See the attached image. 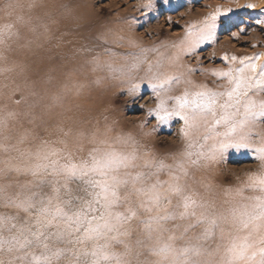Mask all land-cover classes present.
Returning <instances> with one entry per match:
<instances>
[{
	"label": "snow or ice",
	"instance_id": "1",
	"mask_svg": "<svg viewBox=\"0 0 264 264\" xmlns=\"http://www.w3.org/2000/svg\"><path fill=\"white\" fill-rule=\"evenodd\" d=\"M146 7L151 10V3ZM242 7L254 11L257 6L248 3ZM233 11L232 8L218 7L202 26H190L178 42L163 44V47L173 50L170 56L164 57L160 53L161 46L145 48L130 37L117 36L119 46L126 44L139 50L135 53H116L106 49L104 56L107 58L97 54L88 61L93 72H106L108 78L126 83L129 94L141 93L147 87L156 100L155 108L147 115L159 125H166L173 119L182 122L180 134L185 141L182 158L175 167L167 166L163 160L145 161L147 167L155 168L150 176L158 177L167 168V181L156 179L148 183L143 172L121 175V169H127L136 155L135 152L121 153L111 147L107 139L112 131L110 125L105 126L102 136L97 135L99 129L91 133L90 142L95 146L86 160L73 159L64 139L58 141L62 147L44 141L34 152L20 151L24 163L6 162L0 174L10 171L31 179L21 186V191L15 196H5L4 187H0V200L4 201L5 207L35 214L36 220L35 225H17L12 215L0 214V252L7 251L6 264H59L65 258L70 259L71 264H82L89 259L90 264H128L126 257L131 250L129 237L134 225L140 227L144 239L155 238L156 247L152 249V254L157 257L155 264H212L215 252L204 245L217 235L224 239L225 224H231L246 234L229 239L224 264H264V133H254V129L264 122V99L256 98L264 94V63H261L264 53L245 57L225 53L220 59L227 68L213 69L208 73L227 82L222 91L195 84L191 77L197 72L204 74V70L183 63L185 57L198 56L200 48L216 41L220 18ZM261 14L264 15V10ZM255 23L264 28V19H256ZM12 28V25L0 26V44L6 37L15 35ZM244 32L241 27L232 36L238 38ZM152 53H157V56L149 60ZM116 59L123 63H115ZM142 68L144 74L137 79L136 74ZM95 83L100 84L101 80L97 79ZM181 86L179 95L170 94ZM84 87L83 84L73 83L71 88L65 85L64 91L74 90L79 96ZM19 89L20 85H15L10 95H15ZM59 99L60 96L53 97V101ZM15 115L14 112L8 113L10 118ZM145 126L146 123L140 125L141 128ZM6 127L7 119L0 118V130ZM58 131L65 137L72 135L71 129L65 131L60 127ZM85 135L80 131L75 134L74 140L78 142ZM24 139L22 137L18 144H22ZM132 139L130 136H118L116 142L129 143ZM8 150L0 144V151ZM229 150L237 153L244 150L254 154L260 162L261 171L249 176L247 186L248 190L260 195L250 204L231 207L226 213L209 211L212 206L186 191L181 181L187 176L190 166L208 167L211 163L225 160ZM77 181L83 186L84 197L72 196L70 186ZM46 185L50 194L42 195L34 190ZM122 189L127 191L122 193ZM244 190V187H239L226 189L225 192L231 200ZM173 197L178 200V211L169 208ZM197 210L199 216L196 215ZM178 218H195L197 225H203V231L195 241L181 248L176 247L175 241L183 239L190 228L179 237L174 232H168L167 239L163 238L168 231L167 224ZM50 242L57 247L50 248ZM142 242L137 241L138 244ZM116 244L125 248L124 253L111 250ZM35 246L45 251L41 255H25ZM205 257L207 259H203ZM0 264L4 262L0 260Z\"/></svg>",
	"mask_w": 264,
	"mask_h": 264
},
{
	"label": "rangeland",
	"instance_id": "2",
	"mask_svg": "<svg viewBox=\"0 0 264 264\" xmlns=\"http://www.w3.org/2000/svg\"><path fill=\"white\" fill-rule=\"evenodd\" d=\"M263 1L67 0L65 4L58 6L53 0H2L0 26L12 25L15 35L6 37L4 43L0 44V70H3L0 71V118L7 119V127L0 130V144L9 149L0 151V169H4L9 161L23 164L20 151L34 152L44 141L62 147L58 143L61 139L67 140L73 159L86 160L89 151L95 146L90 142L91 133L99 129L97 135L102 136L105 126L110 125L112 131L107 139L111 147L121 153L135 152L136 155V159L127 169H121V175L143 172L148 183H153L156 179L167 181V168L158 177L150 176L155 168L147 167L145 161L163 160L167 166L175 167L185 150V141L180 134L182 122L173 119L166 125H159L158 121L147 115L156 106V100L147 87L141 93L129 94L126 83L108 78L106 72H93L88 61L97 54L107 58L104 56L106 49L116 53H135L139 50L127 47L126 44L119 46L116 43L117 36L126 39L130 37L145 48L161 46L160 53L164 57L170 56L173 50L163 47V44L178 42L190 26H202L205 19L218 7L232 8L234 11L228 16H222L218 22L216 41L200 48L198 56L185 57L183 60L185 64L204 70V74L197 72L191 77L195 84L222 91L227 82L208 73L213 69L227 68L220 59L225 53L237 57L264 53V28L255 23L256 19H264L261 14L264 8L253 11L242 7L248 3L258 5ZM149 3L152 5L151 10L146 7ZM72 9L86 10L87 15L81 12L84 14L81 21L76 20V16L67 17ZM82 21L84 22L81 24L70 25L72 22ZM241 27L245 32L240 33L238 38H233L232 33L238 32ZM67 32L81 37H77L81 49L68 50L64 46V40L57 43L58 45L53 44L57 42V36ZM125 32L126 36L123 35ZM253 44L257 47L253 48ZM156 56L157 53L150 54L149 60H154ZM115 63L123 61L116 59ZM261 63H264V59ZM143 74L142 68L136 74L137 79ZM97 79L101 80L100 84L95 83ZM73 83L85 85L79 96L74 90L64 91L65 85L71 88ZM15 85H20V89L15 95H10V90ZM182 88L183 86L170 94L179 95ZM54 96H60V99L53 101ZM256 98L264 99V94ZM9 112L16 115L10 118ZM145 123L146 126L141 128L140 125ZM60 127L65 131L71 129L72 135L63 136L58 131ZM80 131L86 135L76 142L75 134ZM254 133H264V122L254 129ZM118 136H130L133 139L129 143L116 142ZM22 137L25 138L24 142L18 144ZM145 153L148 155L145 156ZM187 171V176L181 182L186 191L194 194L195 198L212 206L209 211L226 213L231 207L250 204L260 195L247 187L249 176H255L261 171L260 162L254 158V154L244 150L239 153L229 150L225 160L211 163L208 167L190 166ZM30 179L6 171L0 174V187H4L5 196H15ZM209 184L210 186H206ZM70 187L73 197L86 195L79 181ZM239 187H244L245 190L234 199H228L225 190ZM34 190L42 195L50 194L47 185ZM125 191L127 189H122V193ZM73 203L75 205L76 201L73 200ZM3 204L4 201L0 200V212L13 215L15 209ZM177 204V198L173 197L170 210L178 211ZM177 222L178 219L167 224L168 231L164 233V239H167L168 232H174L178 237L181 235L180 231L170 227ZM200 226L190 228L184 237ZM223 227L226 234L224 239L217 235L215 239L205 242V247L211 250L219 245L224 249L230 238L246 234L231 224ZM138 240L143 242L138 244ZM183 242L184 238L177 239L176 247L180 248ZM129 245L131 250L126 257L128 264H153L156 261L157 257L152 254L156 240L144 239L138 225H134ZM115 246L122 247L118 244Z\"/></svg>",
	"mask_w": 264,
	"mask_h": 264
},
{
	"label": "clouds",
	"instance_id": "3",
	"mask_svg": "<svg viewBox=\"0 0 264 264\" xmlns=\"http://www.w3.org/2000/svg\"><path fill=\"white\" fill-rule=\"evenodd\" d=\"M0 2H2V0H0ZM0 214H8V213L0 212ZM196 215L199 216V213L197 212ZM12 216L15 218V223L17 225H19V224L35 225V220H36L35 214H27L23 211L15 210L14 214ZM193 225H197V219H195V218H193V219H179L178 218V222L174 225H171L170 227L175 229V230L180 231L181 234H183L185 229L192 228ZM202 231H203V225H201L195 231L191 232V234L189 236L184 237V242L180 246V248L185 246L189 242H194L195 238ZM5 235H7V233H5ZM49 247L55 248V247H57V245L53 242H50ZM111 250L116 252V253H124L125 248L123 246L122 247H116L115 245H113ZM212 250L215 252L214 256L211 258L212 264H224L225 248L221 249V247L219 245H217V246L213 247ZM44 251L45 250L42 247L35 246V247H32L31 249H29V251L27 253H25V255H31V254L41 255ZM7 257H8V253L6 250L4 252H0V260H2L4 262V264H6V262H7ZM203 259H207V257H205ZM59 264H71V261H70V259L65 258V259L61 260L59 262ZM82 264H90V259L87 261H82ZM153 264H155V261L153 262ZM201 264H202V262H201Z\"/></svg>",
	"mask_w": 264,
	"mask_h": 264
},
{
	"label": "bare ground",
	"instance_id": "4",
	"mask_svg": "<svg viewBox=\"0 0 264 264\" xmlns=\"http://www.w3.org/2000/svg\"><path fill=\"white\" fill-rule=\"evenodd\" d=\"M53 1H55V3L58 5V6H61V5H63V4H65L66 3V1L67 0H53ZM90 6H91V2H89L88 3ZM108 6V5H107ZM110 6V5H109ZM257 7H256V9H262V8H264V1L263 2H261V3H259L258 5H256ZM129 9V8H128ZM128 9L126 10V11H124V12H127L128 11ZM81 12H84V14H86L87 15V11L85 10H82V11H80V10H75V9H72L69 13H68V15H67V17H72V16H74V18H75V16H76V20H80L81 21V19L82 18H84V14L83 13H81ZM101 12H102V10H101ZM119 14H121V13H119ZM84 21H82V22H72L70 25H72V24H74V25H78V24H81V23H83ZM126 32H128V31H126ZM126 32L123 34V35H125L126 36ZM77 37H79V38H81L78 34L76 35V33H72V32H67L66 34H62V36L60 35V36H57V42H53V44H56V45H58L57 43H60V42H62L63 40H64V46H66L67 48H68V50H77V49H81L80 47H81V43L77 40ZM100 39H102L101 37H99ZM82 40V39H81Z\"/></svg>",
	"mask_w": 264,
	"mask_h": 264
}]
</instances>
